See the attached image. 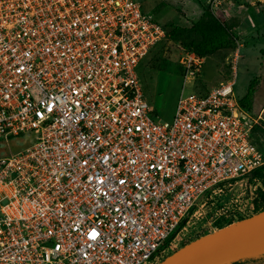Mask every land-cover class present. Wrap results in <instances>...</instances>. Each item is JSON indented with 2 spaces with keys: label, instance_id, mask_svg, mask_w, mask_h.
<instances>
[{
  "label": "built area",
  "instance_id": "built-area-1",
  "mask_svg": "<svg viewBox=\"0 0 264 264\" xmlns=\"http://www.w3.org/2000/svg\"><path fill=\"white\" fill-rule=\"evenodd\" d=\"M165 34L138 0H0V138L30 137L0 156V264H155L194 209L263 167L235 66L153 119L137 67ZM203 61L177 64L194 78Z\"/></svg>",
  "mask_w": 264,
  "mask_h": 264
},
{
  "label": "rangeland",
  "instance_id": "rangeland-1",
  "mask_svg": "<svg viewBox=\"0 0 264 264\" xmlns=\"http://www.w3.org/2000/svg\"><path fill=\"white\" fill-rule=\"evenodd\" d=\"M138 1L141 3L142 11L151 15L164 28L170 25L189 26L200 17L203 9L210 8L213 2V0ZM217 2L219 7L215 9V13L220 15L224 10L233 25L232 33L237 40L235 48L220 50L211 57H204L201 72L191 78L184 77L177 64L184 49L181 45L168 40L155 45L138 66L143 93L153 108L151 116L155 121L170 120L183 86L186 94L196 90H210L232 79L234 73L232 66H235L233 91L238 99L245 96L250 82L258 79L251 110L248 113L254 118L260 117L257 120L258 128L264 131V0H217ZM235 52L238 53V57L234 65ZM29 139L27 135L0 138V156L7 154L9 149L13 152L23 149L29 143ZM252 141L264 155V135L258 131L252 134ZM258 186L257 178L250 175L220 187V192L215 197L217 202L213 204L209 202L200 206L198 210L194 209L185 223L181 224L179 232L170 240L164 257L185 243L239 219H227L220 215L217 209L219 205L226 206L228 210H240L246 213L245 217L254 213ZM255 263L264 264V259Z\"/></svg>",
  "mask_w": 264,
  "mask_h": 264
},
{
  "label": "water",
  "instance_id": "water-1",
  "mask_svg": "<svg viewBox=\"0 0 264 264\" xmlns=\"http://www.w3.org/2000/svg\"><path fill=\"white\" fill-rule=\"evenodd\" d=\"M261 259L264 209L185 243L155 264H240Z\"/></svg>",
  "mask_w": 264,
  "mask_h": 264
},
{
  "label": "trees",
  "instance_id": "trees-1",
  "mask_svg": "<svg viewBox=\"0 0 264 264\" xmlns=\"http://www.w3.org/2000/svg\"><path fill=\"white\" fill-rule=\"evenodd\" d=\"M165 30V38L158 43L166 40L173 43L176 42L184 49L193 51L197 55L206 58L211 57L220 50L234 49L237 41L232 33L233 25L229 18L214 14L209 7L204 8L200 17L189 26L170 25L168 28H165ZM257 82V78L253 79L249 84L245 96L239 100L240 105L247 111L251 110ZM206 92H208V90H196L198 94H205ZM258 131L264 135V131L258 128V126L253 129L252 134ZM251 175L255 176L259 182L254 202V212H257L264 209V165L262 168L252 172Z\"/></svg>",
  "mask_w": 264,
  "mask_h": 264
},
{
  "label": "snow or ice",
  "instance_id": "snow-or-ice-1",
  "mask_svg": "<svg viewBox=\"0 0 264 264\" xmlns=\"http://www.w3.org/2000/svg\"><path fill=\"white\" fill-rule=\"evenodd\" d=\"M92 235L95 236L96 235L95 232H93Z\"/></svg>",
  "mask_w": 264,
  "mask_h": 264
},
{
  "label": "bare ground",
  "instance_id": "bare-ground-1",
  "mask_svg": "<svg viewBox=\"0 0 264 264\" xmlns=\"http://www.w3.org/2000/svg\"><path fill=\"white\" fill-rule=\"evenodd\" d=\"M228 264H234L233 262H231V263H228Z\"/></svg>",
  "mask_w": 264,
  "mask_h": 264
},
{
  "label": "crops",
  "instance_id": "crops-1",
  "mask_svg": "<svg viewBox=\"0 0 264 264\" xmlns=\"http://www.w3.org/2000/svg\"><path fill=\"white\" fill-rule=\"evenodd\" d=\"M251 264H256L255 262H252Z\"/></svg>",
  "mask_w": 264,
  "mask_h": 264
}]
</instances>
